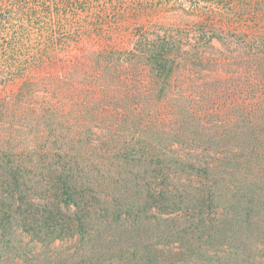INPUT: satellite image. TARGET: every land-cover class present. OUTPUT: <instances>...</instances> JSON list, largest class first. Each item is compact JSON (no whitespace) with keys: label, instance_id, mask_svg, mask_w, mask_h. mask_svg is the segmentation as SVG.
<instances>
[{"label":"trees","instance_id":"trees-1","mask_svg":"<svg viewBox=\"0 0 264 264\" xmlns=\"http://www.w3.org/2000/svg\"><path fill=\"white\" fill-rule=\"evenodd\" d=\"M263 259L264 0H0V264Z\"/></svg>","mask_w":264,"mask_h":264},{"label":"rangeland","instance_id":"rangeland-1","mask_svg":"<svg viewBox=\"0 0 264 264\" xmlns=\"http://www.w3.org/2000/svg\"><path fill=\"white\" fill-rule=\"evenodd\" d=\"M241 19L242 20H246V18H243V17ZM109 21L111 23H115V22H118L119 20H109ZM142 21H147V20H142ZM153 21H156V22H159V23H162V24H165V25H167L169 23L168 26L171 27V29H175L174 26L177 25V24H179L178 26L180 28L185 29V28H188L189 26H191L194 23L193 21H195V20H153ZM124 22H127V21L125 20ZM124 25H125L124 27L122 25L120 27H116L114 31L122 33L123 29H126L127 27H129V26H126L127 23L124 24ZM173 32H175V31L173 30L172 33ZM15 85H16V83L12 84L11 86H9L8 90H11L13 88L15 89V87H16ZM53 250H54L53 248H49V249H45L43 251H45L47 253H51V252H53ZM70 264H74V263H70ZM254 264H264V259L262 261L254 263Z\"/></svg>","mask_w":264,"mask_h":264}]
</instances>
